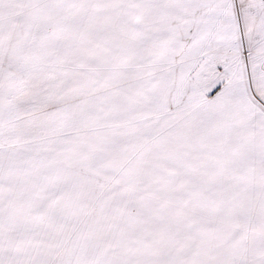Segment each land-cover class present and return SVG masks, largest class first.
<instances>
[{
    "label": "snow or ice",
    "instance_id": "1",
    "mask_svg": "<svg viewBox=\"0 0 264 264\" xmlns=\"http://www.w3.org/2000/svg\"><path fill=\"white\" fill-rule=\"evenodd\" d=\"M0 264H264V0H0Z\"/></svg>",
    "mask_w": 264,
    "mask_h": 264
}]
</instances>
